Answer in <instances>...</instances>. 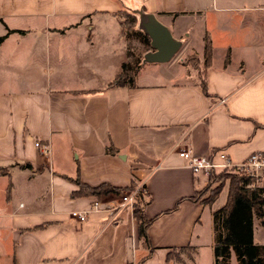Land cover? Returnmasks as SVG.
<instances>
[{
	"label": "crops",
	"instance_id": "crops-1",
	"mask_svg": "<svg viewBox=\"0 0 264 264\" xmlns=\"http://www.w3.org/2000/svg\"><path fill=\"white\" fill-rule=\"evenodd\" d=\"M126 9L152 14L183 57L143 60L150 38L122 33ZM205 35L203 92L182 61L203 60ZM0 37V264H198L216 209L191 198L208 175L178 150L235 165L264 149V0H0ZM130 39L150 49L133 55ZM123 64L133 83L110 85ZM75 179L144 186L148 248L129 207L71 218L121 194L73 195Z\"/></svg>",
	"mask_w": 264,
	"mask_h": 264
},
{
	"label": "trees",
	"instance_id": "trees-1",
	"mask_svg": "<svg viewBox=\"0 0 264 264\" xmlns=\"http://www.w3.org/2000/svg\"><path fill=\"white\" fill-rule=\"evenodd\" d=\"M136 13L129 10H123L116 13L117 19L122 27V33L126 36L129 33L143 34L147 40L149 36L140 30L135 29L133 26L131 28L125 27V17L130 16L132 22L135 21ZM1 40V37H0ZM203 67H207L210 63L211 58V44L207 35L204 37L203 44ZM190 59L195 60L194 62L198 64V57L196 55H188L182 63L187 66L191 64ZM197 64L195 67H197ZM203 69L198 71V78H200V86L205 91L206 83L205 78H203ZM136 74L135 69H131L123 64L122 70L117 74L110 85H128L133 83V78ZM110 152H113L111 147ZM9 172L6 168L0 166V175H7ZM224 178H229L230 182L228 184L226 192V200L220 208L216 209L212 214V225H213V254L214 260L213 264H229V259L231 253H234L238 264H264L263 259V248L254 242L253 236V224L252 218L256 216L257 218H264V180L262 183H258L256 179L242 175L235 169L232 168H220L219 170L213 169L209 173V182L204 188L197 191L193 200H200L202 203L206 204L212 202L217 198L221 186L220 184L214 189H210L209 197L204 198V193L209 190L210 184L214 180H221L223 182ZM79 188L73 192V195L80 194H90L96 197H101L107 193H123L126 191L136 190L137 186L132 181L129 187H114L106 183H102L99 186H89L80 183L75 179ZM221 182V183H222ZM220 186V187H219ZM148 202V198L145 195L144 186L136 190L134 194V201L132 203L131 211L133 216L137 221L138 227V238L141 244L148 248L150 241L147 238V225L152 220L148 218L144 212V207ZM192 248L190 246L180 247L177 249ZM171 253H169L170 255ZM142 262L140 260L139 264Z\"/></svg>",
	"mask_w": 264,
	"mask_h": 264
},
{
	"label": "built area",
	"instance_id": "built-area-1",
	"mask_svg": "<svg viewBox=\"0 0 264 264\" xmlns=\"http://www.w3.org/2000/svg\"><path fill=\"white\" fill-rule=\"evenodd\" d=\"M41 155L49 154V145L45 143L35 142ZM179 156L186 160L188 167L196 173L209 175L213 169L232 168L240 172L242 175L256 179L258 183L264 180V149L262 151H254L248 155L246 159L238 164L232 165L226 155L222 154L224 161L216 164L209 157L197 156L188 148L178 150ZM138 189V188H137ZM136 189V190H137ZM136 190L126 191L120 194L119 200L115 204L104 206L100 200L96 199L88 210H73L69 212L71 218L83 222L87 219L90 211H98L103 209L117 210V208L129 207L131 209L134 201Z\"/></svg>",
	"mask_w": 264,
	"mask_h": 264
},
{
	"label": "rangeland",
	"instance_id": "rangeland-1",
	"mask_svg": "<svg viewBox=\"0 0 264 264\" xmlns=\"http://www.w3.org/2000/svg\"><path fill=\"white\" fill-rule=\"evenodd\" d=\"M135 16H136L135 17V21H136L135 23L130 20V18H129L130 16H128L127 18L125 17V19L123 20V21H125V27L126 28H131V26H133L135 29L142 31L143 30V26L141 25V21L138 20V15H135ZM196 26H197V24H194V27H196ZM147 49H150V45L149 44L146 43V44H142L141 45L139 42L137 43L136 40H131L130 39V41H129V50H131L133 55H136V52L142 53V52L146 51ZM179 51L176 52L172 56V58H171L172 61H178L179 57H183V53L181 52L179 54ZM142 57L143 56H141L140 58L142 59ZM143 60H145V59H143ZM172 61H170V62H172ZM194 61L195 60H193V59L189 60V62L191 63V64H189V68L191 70L197 64ZM162 63L163 62H158V64H162ZM203 65H204L203 60L202 61L198 60L197 67H195V68L197 69V71H199V70L202 69ZM208 178H209V175H208ZM208 180L209 179H207V181ZM221 180L220 181L219 180H214V182H212L210 184L209 190L205 191L204 198L205 197L207 198V197L210 196L209 195L210 189H214L218 185H220V184L222 185L224 183L222 186L220 185L221 188H220V192H219L217 198H215L212 202L206 203V209L211 208L212 210L213 209L215 210V209L220 208V206L224 204V202L226 200V196H227L226 192H227V188H228V184H229L230 180H229V178H224L223 182ZM252 224H253V238H254V241L259 246H262L263 253H264V218H257L256 216H253ZM1 231H2L1 232V237L3 238L4 235H5V231L3 230V228L1 229ZM3 242H4L3 243V246H4L3 249L4 250L9 249L8 240H4ZM192 251H193L192 248L177 249V250H173L171 252V255L175 259L177 258V260H178V259H181V257H183V256H187V257L191 256ZM211 252H212V249H211L210 245H207V246L203 245V246L199 247L197 249V251H196V254L198 255V260H199L198 264H211L212 263V254H211ZM231 254L232 255H231L228 263L229 264H238V261L236 259L235 254L234 253H231ZM263 259H264V254H263Z\"/></svg>",
	"mask_w": 264,
	"mask_h": 264
},
{
	"label": "water",
	"instance_id": "water-1",
	"mask_svg": "<svg viewBox=\"0 0 264 264\" xmlns=\"http://www.w3.org/2000/svg\"><path fill=\"white\" fill-rule=\"evenodd\" d=\"M140 20L143 32L149 36L153 49L144 55L145 61L155 63L169 61L179 50L180 41L175 39L152 14L146 15L145 18L141 16Z\"/></svg>",
	"mask_w": 264,
	"mask_h": 264
}]
</instances>
